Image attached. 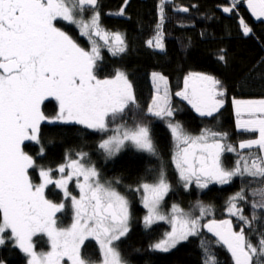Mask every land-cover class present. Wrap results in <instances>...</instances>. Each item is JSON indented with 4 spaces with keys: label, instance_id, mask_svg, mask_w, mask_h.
Wrapping results in <instances>:
<instances>
[{
    "label": "snow or ice",
    "instance_id": "snow-or-ice-1",
    "mask_svg": "<svg viewBox=\"0 0 264 264\" xmlns=\"http://www.w3.org/2000/svg\"><path fill=\"white\" fill-rule=\"evenodd\" d=\"M248 4L253 13L264 17V0H248ZM223 10L230 12L232 8ZM164 19L162 0L155 38L147 41L150 46L164 48ZM60 22L75 25L90 47H82L57 26ZM243 31L248 34L252 30L245 25ZM102 48L112 56H121L127 52L128 44L125 34L102 25L98 0H0V246L14 241L13 246L29 257L27 264H64L65 258L70 264H94L81 252L89 238L99 245V264H126L118 242L131 230V210L127 196L115 187L119 180H104L89 154L81 151L75 153V159L66 156V162L57 167L60 179H52L53 169L41 167V182L33 183L29 171L37 165L22 147L25 141L39 142L41 121L51 119L75 122L106 135L110 132L99 144L107 157L129 145L137 151L158 154L152 129L144 117L174 116L168 78L152 73L155 95L141 115L124 70L116 69L104 78L98 74ZM218 59L225 61V55ZM183 83V90L175 95L201 116L212 117L224 106L226 89L215 76L189 72ZM49 98L58 106L52 118L41 110ZM233 105L237 128L258 133L256 138L234 146L224 143L227 133L203 129L199 135H192L179 122H169L175 141L172 162L186 190L192 184L201 190L213 183L230 184L236 177L259 183L260 187L250 190L254 197L251 217L240 206L241 202L248 203L245 187L228 198L226 207L229 216L239 222L238 230L232 219H210L201 224L212 211L202 201L196 203L198 215L178 204H172L165 214L162 206L172 186L161 168L151 182L142 181L134 189L142 193L141 203L147 209L143 217L146 228L162 220L171 225L162 239L149 245L151 249L169 252L190 237H199L204 228L227 248L233 264H264V99L234 98ZM129 113L131 123L124 119ZM226 152L238 157L230 169L222 160ZM74 178L78 196L68 190ZM49 185L63 190L65 199L71 201L73 222L67 228L57 227L56 215L66 205L46 197ZM254 222L257 228H253ZM37 234L47 236L50 251H36L33 238ZM200 244L204 247L205 241ZM204 250L207 253V248ZM204 264H217L215 255L208 256Z\"/></svg>",
    "mask_w": 264,
    "mask_h": 264
},
{
    "label": "trees",
    "instance_id": "trees-1",
    "mask_svg": "<svg viewBox=\"0 0 264 264\" xmlns=\"http://www.w3.org/2000/svg\"><path fill=\"white\" fill-rule=\"evenodd\" d=\"M161 1L98 0L102 25L110 31L125 34L128 44L127 52L121 56H112L107 49H101L103 59L98 62L100 77L111 76L116 69L124 70L133 85L141 115L146 112L155 95L152 72L160 71L168 78L174 116L168 120L144 117L145 123H149L152 129L158 154L137 151L129 145L115 156L107 157L99 144L107 135H111L110 132L106 135L75 122L49 119L41 121L39 142L25 141L22 146L26 153L33 156L37 165L29 171V175L33 183H40V168H51L52 179L57 180L61 174L56 169L66 162V156L75 159V153L87 152L103 179L119 180L120 183L115 187L130 201L131 230L118 242L126 264H204L205 259L213 254L217 264H233L227 248L218 244L214 234L204 228L199 237H190L169 252L151 249L149 245L162 239L170 226L167 220H162L154 222L151 227H145L143 217L147 210L141 203L142 193L134 189L142 181L151 182L163 168L172 186L165 197L162 206L164 210L169 211L172 204H178L184 210L194 212L198 209L197 201H202L212 209V215H209L205 224L210 219H232L238 230L239 222L228 215L226 207L228 198L245 187L248 203L241 202L240 206L244 208L245 215L251 217L253 210L250 205L254 197L250 190L261 186L251 178L236 177L230 184L213 183L203 190L195 185L187 190L183 187L172 162L175 141L168 122H179L192 135H199L203 129L227 133L224 143L234 146L257 136V133L245 132L236 127L233 99L264 97V19H257L252 14L247 0H166L163 2L164 49L157 50L147 41L156 35ZM225 7H231L232 11L225 12ZM182 8L188 11L180 10ZM121 9L124 10L123 14H120ZM245 25L252 30L248 34L243 31ZM57 26L72 35L82 47H90L75 25L60 22ZM220 55H225V61L218 59ZM189 72L213 75L222 81L226 89L225 103L212 117L201 116L186 100L175 95L183 90V80ZM41 108L49 118L55 117L58 111L57 102L53 98L46 100ZM131 116L129 113L124 119L131 123ZM41 147L44 149L42 154ZM223 158L226 167L230 169L235 156L226 152ZM68 190L78 196L79 190L74 179ZM45 195L55 203H65V209L56 215L57 227H69L74 213L71 201L65 199L63 190L49 185ZM257 227L254 222L253 228ZM6 235H10V232ZM201 240L205 241L204 247H201ZM13 244L14 241H8L0 246V264H27L29 257ZM33 244L37 252H46L50 247L45 234H37ZM81 252L85 259H91L94 264L99 263L100 249L95 239L86 240Z\"/></svg>",
    "mask_w": 264,
    "mask_h": 264
},
{
    "label": "rangeland",
    "instance_id": "rangeland-1",
    "mask_svg": "<svg viewBox=\"0 0 264 264\" xmlns=\"http://www.w3.org/2000/svg\"><path fill=\"white\" fill-rule=\"evenodd\" d=\"M164 1H166V0H163V2ZM161 5H162V1L160 2V8H161ZM247 5H248V8L250 9V11L252 12V10H251V8L249 7V4H248V0H247ZM252 14L257 18V19H264V17H259V16H257L255 13H253L252 12ZM86 39H87V37H85ZM155 38V37H154ZM154 38H153V40H154ZM88 41V40H87ZM90 46V45H89ZM154 47V46H153ZM155 48V47H154ZM155 49H157V50H163V49H159V48H155ZM154 72H156V73H161L162 75H164V76H166L165 74H163L162 72H160V71H154ZM153 73V72H152ZM167 77V76H166ZM151 79H152V82H153V87H154V92H155V88H156V85H155V82H154V80H153V78H152V74H151ZM168 87H169V82H168ZM161 88H163V85H161ZM169 90H170V87H169ZM237 100H258V99H264V97L263 98H236ZM41 110H42V108H41ZM234 112H235V108H234ZM237 119V117H236V114H235V120ZM168 120V119H167ZM169 123V122H168ZM171 123H176L175 121L173 122V121H171ZM237 127V126H236ZM257 135H258V133H257ZM254 138H256V137H253V138H250V139H254ZM248 140V139H247ZM253 151H256L255 149H253ZM231 154H233L234 156H235V160L238 158L237 157V155H236V153H231ZM244 154L246 155L247 154V151H245L244 152ZM224 156V155H223ZM222 160H223V163H224V158L222 157ZM224 165L226 166V164L224 163ZM59 174H61V173H59ZM62 175V174H61ZM61 177V176H60ZM60 177H59V179H60ZM58 178V177H57ZM71 182V181H70ZM70 182H69V184H70ZM74 182H75V185H76V181H75V178H74ZM192 185H195V184H192ZM69 186V185H68ZM77 188V187H76ZM78 189V188H77ZM79 190V189H78ZM147 210V209H146ZM185 211H187V210H185ZM162 212H164L165 214H167V213H169L170 212V210L169 211H166V210H164L163 209V207H162ZM189 212H191V211H189ZM193 214L194 215H198L199 214V212H198V209H196V211H194L193 212ZM209 215H212V213L210 212V214ZM209 215L208 216H206L205 218H203L202 220H201V224H205V222L208 220V217H209ZM229 215V214H228ZM231 218H235V217H231ZM236 219V218H235ZM168 222V221H167ZM169 226H170V230H171V225L169 224ZM169 230V231H170ZM92 239H94V238H92ZM47 251H50V247H49V249L47 250ZM46 251V252H47ZM39 253V252H38ZM64 264H70V261H67V258H65V262H64ZM96 264H99V263H96Z\"/></svg>",
    "mask_w": 264,
    "mask_h": 264
}]
</instances>
